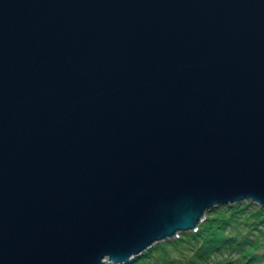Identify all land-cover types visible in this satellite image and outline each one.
<instances>
[{
    "label": "water",
    "instance_id": "water-1",
    "mask_svg": "<svg viewBox=\"0 0 264 264\" xmlns=\"http://www.w3.org/2000/svg\"><path fill=\"white\" fill-rule=\"evenodd\" d=\"M264 208V0H0V264H136Z\"/></svg>",
    "mask_w": 264,
    "mask_h": 264
},
{
    "label": "trees",
    "instance_id": "trees-1",
    "mask_svg": "<svg viewBox=\"0 0 264 264\" xmlns=\"http://www.w3.org/2000/svg\"><path fill=\"white\" fill-rule=\"evenodd\" d=\"M136 264H264V208L252 200L206 214Z\"/></svg>",
    "mask_w": 264,
    "mask_h": 264
},
{
    "label": "built area",
    "instance_id": "built-area-1",
    "mask_svg": "<svg viewBox=\"0 0 264 264\" xmlns=\"http://www.w3.org/2000/svg\"><path fill=\"white\" fill-rule=\"evenodd\" d=\"M177 236H179V234H178ZM177 236H176V237H177Z\"/></svg>",
    "mask_w": 264,
    "mask_h": 264
},
{
    "label": "bare ground",
    "instance_id": "bare-ground-1",
    "mask_svg": "<svg viewBox=\"0 0 264 264\" xmlns=\"http://www.w3.org/2000/svg\"><path fill=\"white\" fill-rule=\"evenodd\" d=\"M185 232V231H184ZM180 235V234H179ZM176 238V237H175Z\"/></svg>",
    "mask_w": 264,
    "mask_h": 264
}]
</instances>
